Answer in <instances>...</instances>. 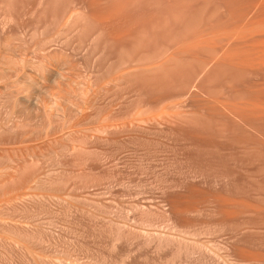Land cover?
Segmentation results:
<instances>
[{
	"label": "rangeland",
	"instance_id": "374dc122",
	"mask_svg": "<svg viewBox=\"0 0 264 264\" xmlns=\"http://www.w3.org/2000/svg\"><path fill=\"white\" fill-rule=\"evenodd\" d=\"M254 1L0 0V264H264Z\"/></svg>",
	"mask_w": 264,
	"mask_h": 264
},
{
	"label": "bare ground",
	"instance_id": "6f19581e",
	"mask_svg": "<svg viewBox=\"0 0 264 264\" xmlns=\"http://www.w3.org/2000/svg\"><path fill=\"white\" fill-rule=\"evenodd\" d=\"M255 1H257V0H255ZM255 1H254V2H255ZM261 1H262V6H263L264 0H261ZM256 4H257V2H256ZM259 4H261V3H259ZM259 4H257V5H259ZM251 5H252V4H251ZM253 6H254V5H253ZM253 6H252V8L255 7V6H254V7H253ZM262 6H261V7H262ZM262 8H264V6H263ZM258 9H259V8H258ZM251 10H252V9H251ZM255 10H256V11H255ZM255 10H253V12L255 11V12L259 13V11L257 10V8H256ZM263 10H264V9H263ZM250 12H251V11H250ZM253 12L250 14V16L253 15ZM263 12H264V11H263ZM248 13H249V12H248ZM257 13H256V16H257ZM261 13H262V12H261ZM262 14H263V13H262ZM258 15H260V14H258ZM247 16H248V15H247ZM253 16H254V15H253ZM253 16H252V17H253ZM262 16H263V15H262ZM260 18H261V17H260ZM263 18H264V16H263ZM248 19H249V20H252V19H250V17H249ZM255 19L257 20V17H256V18L253 17V20H252V21H253V22H254V21L256 22ZM261 19H262V18H261ZM260 21L263 22L264 19H263V21L259 19L257 22L259 23ZM247 22H249V21H247ZM253 22H252V23H253ZM255 22H254V24H255ZM261 22H260V24H256V25H261ZM247 24H248V25L250 24L251 27H253L252 30L254 31L253 33H254L255 35H258V36H259L261 33L263 34L264 31H261V29L264 30V29H263V28H264V22H263V24H262L260 27H259V26H256V25H255V26H256V27H255V26H254L253 24H251V23H247ZM252 25H253V26H252ZM257 27H258V28H257ZM262 27H263V28H262ZM255 28H256V30L260 28V29H259L260 32H259V30H257L260 34H257ZM255 32H256V33H255ZM248 33H249V32H248ZM246 34H247V33H246ZM254 34H252L253 36H251L250 33H249L250 36H248V34H247L246 36H247V38H249V37L253 38V37H254ZM263 35H264V34H263ZM246 36H244V37H246ZM260 36H261V35H260ZM251 38H250V40H251L250 42L256 41L255 37H254L255 40H253V41H252ZM259 39L262 40V41L260 42V43H262L264 38L262 39V36H261V38L258 37V41H259ZM246 40H247V39H246ZM247 41H249V40H247ZM255 43H256L257 45L260 44L259 42H258V43L255 42ZM255 43L253 42V43H252L253 45L251 44V47L254 46L253 49L255 50V52H256V51H259L260 55L262 54L263 57H264V51H262L263 49H261V48L264 47V43H263V44H260V45H258V46H255V45H256ZM248 44L250 45L249 42H248ZM261 45H263V47H262ZM259 46H261V47H259ZM251 47H250V48H251ZM247 48H248V45H247ZM250 48H249V49H246V51H244V52H245V53H248L249 51L247 52V50H250ZM256 48H257L258 50H256ZM259 48H260L261 50H260ZM253 49H252V50H253ZM252 50H250V51H251L252 53H254ZM260 51H262V52H260ZM244 52H243V55L245 54ZM249 53H250V52H249ZM249 53L246 54L247 57H249L250 54L252 55V53H250V54H249ZM256 53H257V54H256ZM256 53H255V54H256L255 56H253V55H254V54H253L249 59L247 58L248 60H250L249 62H248V61L245 62V60H244V62L242 61V60H243L242 58H243L245 55H244L242 58L239 57V60L241 59V61H242L243 63H245V64H247V62H248V64L253 65V63L255 62L254 60L257 61L256 58L254 59V57H257V58H259V59L262 57V55H261V57H258V56H260V55H259L258 52H256ZM257 55H258V56H257ZM237 58H238V57H237ZM251 58H252V60H251ZM247 59H246V60H247ZM253 59H254V60H253ZM238 62H239V61H238ZM250 62H251V63H250ZM252 62H253V63H252ZM260 62H261V59L254 63V64H256L255 66L258 65V67H259V65H261L262 62H263L262 66L264 65V61H263V60H262L261 63H260ZM258 63H259V64H258ZM248 64H247V65H248ZM239 65H240V64H239ZM242 65H243V64H242ZM249 66H250V65H249ZM262 66H260V67H262ZM260 67H259V68H260ZM259 68H258V69H259ZM261 69H262V68H261ZM263 69H264V68H263Z\"/></svg>",
	"mask_w": 264,
	"mask_h": 264
}]
</instances>
